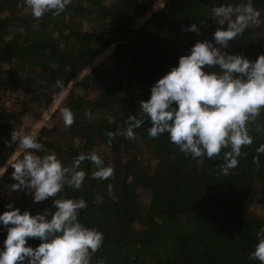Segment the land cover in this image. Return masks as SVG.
<instances>
[{
  "label": "trees",
  "instance_id": "1",
  "mask_svg": "<svg viewBox=\"0 0 264 264\" xmlns=\"http://www.w3.org/2000/svg\"><path fill=\"white\" fill-rule=\"evenodd\" d=\"M158 1L71 0L59 15L34 18L24 0H0V168L20 152L15 143L6 144L11 131L29 133L72 85L51 115L59 121L38 132V154L55 153L70 173L79 154L94 152L113 169L105 180L93 178L96 165L86 159L79 165L85 172L80 189L65 185L56 197L37 203L17 190L11 203L21 212L50 215L53 199H84L79 221L103 234L90 264H260L249 253L264 227V153L256 151L264 144V109L247 124L252 143L242 146L237 166L224 175L227 149L211 159L185 155L167 133L149 137L150 121L138 108L151 85L197 40L212 39L218 25L211 8L241 0H168L134 27ZM252 3L264 9V0ZM191 23L199 34L181 30ZM261 36L248 27L223 51L255 60L264 54V29ZM110 47L106 59L78 80ZM92 85L96 94L90 98ZM65 107L74 117L68 127L61 115ZM129 116L144 120L133 139L123 134ZM12 171L10 166L0 176V189L15 182ZM0 204V212L8 210L4 200ZM5 237L0 231V247ZM27 243L36 247L40 241Z\"/></svg>",
  "mask_w": 264,
  "mask_h": 264
},
{
  "label": "clouds",
  "instance_id": "2",
  "mask_svg": "<svg viewBox=\"0 0 264 264\" xmlns=\"http://www.w3.org/2000/svg\"><path fill=\"white\" fill-rule=\"evenodd\" d=\"M24 3L34 18H40L49 12L59 15L71 0H24ZM258 16L252 0L211 8V18L218 25L212 39L197 40L187 55L178 58L176 66L151 85L149 98L139 101L140 113L151 124L147 129L149 137L167 133L169 141L180 152L193 158L211 159L227 149L223 152L221 173L227 175L237 166L242 146L252 143L247 124L264 109V54L249 60L242 54L223 49L229 47V41L243 35ZM225 24L226 28L222 27ZM181 30L200 32L196 23L182 25ZM214 67L219 71L206 70ZM61 115L66 127L73 124L69 108H63ZM126 123L123 134L133 139V130L144 120L129 116ZM107 135L111 138L114 133ZM37 136V132L12 130L10 141L6 142L15 143L23 153L22 158H16L20 157L17 153L14 162L9 164L13 169L11 178L15 181L10 189L24 190L31 195L33 203L56 197L65 185L80 189L85 172L79 165L86 159L96 165L93 178L105 180L112 175L113 169L105 166L94 152L79 154L69 173L55 153L38 154L43 146ZM256 151L264 153V144ZM254 162H257L255 158ZM5 170V167L0 168V175ZM108 190L111 192V185ZM52 205L55 211L50 215L48 211L35 215L27 210L21 212L11 202L5 205L8 210L0 212V231L6 232L0 247V264H90V254L102 246L103 234L79 221L86 201L56 198ZM27 238H38L40 243L33 247L27 243ZM256 238L249 257L264 264V227L259 229Z\"/></svg>",
  "mask_w": 264,
  "mask_h": 264
},
{
  "label": "rangeland",
  "instance_id": "3",
  "mask_svg": "<svg viewBox=\"0 0 264 264\" xmlns=\"http://www.w3.org/2000/svg\"><path fill=\"white\" fill-rule=\"evenodd\" d=\"M168 1V0H159L149 11L148 13L138 19L134 25V27H138L141 22L147 18L153 11H155L156 9L162 7L165 2ZM258 13H259V16L257 17V20L254 22V23H251L249 25L250 28H252L254 30V33L256 35L257 38H262L261 36V33H262V30L264 29V9H260V10H257ZM113 50V47H110L108 48L105 52H103L95 61L92 65L88 66L81 74L80 76L78 77V80L80 78H83L88 72L89 70L94 66V65H98L100 62H102L104 59H106V57L111 53V51ZM72 85H69L63 92L62 94L60 95V97L55 101L53 102V104L51 105L50 109L44 113L42 115V117H40L36 123L34 124V126L31 128L30 132H40V130L43 128V126H45L46 124H52L53 122L55 121H59L57 118L56 119H53L51 118V115L53 114V112L56 110V108H58V106L60 105L61 101L63 99L66 98V96L69 94L70 92V89H71ZM87 96L88 97H93L95 96L96 94V87L95 86H91L88 91H87ZM51 126V125H49ZM49 126L47 127L48 131L51 133L53 130H51V127L49 129ZM29 132V133H30ZM17 153H20L18 150L17 152L11 157V159H9V161L5 164V169L7 170L9 167H10V163H13L14 162V157H16V154ZM17 158V157H16ZM6 170L4 171V173L6 172ZM3 173V174H4ZM2 176V175H0ZM3 188V187H2ZM5 190L3 189H0V202L2 200L5 201V203H9V202H12L14 200V198L18 197V194L19 192L17 191H12L9 187L7 188H4ZM0 207H1V204H0Z\"/></svg>",
  "mask_w": 264,
  "mask_h": 264
},
{
  "label": "built area",
  "instance_id": "4",
  "mask_svg": "<svg viewBox=\"0 0 264 264\" xmlns=\"http://www.w3.org/2000/svg\"><path fill=\"white\" fill-rule=\"evenodd\" d=\"M2 242H3V240H1V246H2Z\"/></svg>",
  "mask_w": 264,
  "mask_h": 264
}]
</instances>
